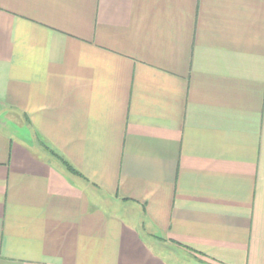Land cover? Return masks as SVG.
<instances>
[{
    "label": "crops",
    "instance_id": "0c3cea01",
    "mask_svg": "<svg viewBox=\"0 0 264 264\" xmlns=\"http://www.w3.org/2000/svg\"><path fill=\"white\" fill-rule=\"evenodd\" d=\"M0 264H264V0H0Z\"/></svg>",
    "mask_w": 264,
    "mask_h": 264
},
{
    "label": "trees",
    "instance_id": "16d2710c",
    "mask_svg": "<svg viewBox=\"0 0 264 264\" xmlns=\"http://www.w3.org/2000/svg\"><path fill=\"white\" fill-rule=\"evenodd\" d=\"M41 144H43L44 145V143L42 142ZM47 150H49L53 155H56V154H54V152H53V150H50L49 148H47ZM64 164H65V166H66V168L69 170V171H71V172H73V173H78L70 164H68L67 162H64Z\"/></svg>",
    "mask_w": 264,
    "mask_h": 264
},
{
    "label": "rangeland",
    "instance_id": "374dc122",
    "mask_svg": "<svg viewBox=\"0 0 264 264\" xmlns=\"http://www.w3.org/2000/svg\"><path fill=\"white\" fill-rule=\"evenodd\" d=\"M23 127V126H22Z\"/></svg>",
    "mask_w": 264,
    "mask_h": 264
}]
</instances>
